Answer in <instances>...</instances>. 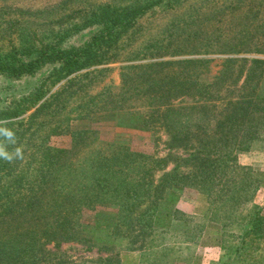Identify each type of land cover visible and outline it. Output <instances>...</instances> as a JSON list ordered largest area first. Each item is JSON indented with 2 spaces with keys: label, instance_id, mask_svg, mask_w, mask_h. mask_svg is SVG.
Wrapping results in <instances>:
<instances>
[{
  "label": "trees",
  "instance_id": "trees-1",
  "mask_svg": "<svg viewBox=\"0 0 264 264\" xmlns=\"http://www.w3.org/2000/svg\"><path fill=\"white\" fill-rule=\"evenodd\" d=\"M6 1L0 4V127L15 133V143L0 141L10 152L22 147L23 159H0V264H72L61 248L64 243L113 249L115 243H98L83 224L84 203L117 206L107 235L113 241L127 239L131 249L141 251V262L165 264L166 254L177 249L169 244L178 241L192 264H201L203 248L219 250L211 264L264 259V247L253 255L264 237V221L253 202L264 187V173L239 160L244 152H264V61L253 60L233 111L211 133L205 120L213 105L202 106L199 100L219 99L222 88L202 79L206 60L125 64L119 85L93 91L110 69L97 66L133 58L119 57L120 50L128 46L136 22L157 9L171 11L167 24L175 30L165 35V42L148 40L151 56L177 54L191 45L194 50L187 52H199V47L261 51L260 9L247 0H62L35 10ZM184 3V12L176 13ZM217 15L225 18L222 30L203 40L207 29L219 23ZM233 29L238 31L229 35ZM86 31L84 40H73ZM236 60H225L224 85ZM238 79L239 74L232 82ZM183 95L193 101L172 104ZM117 111L136 116L142 129H162L167 147L186 151V156L169 151L149 166L139 165L128 145L114 143L104 152L96 147V131L70 128L71 120ZM50 122L55 124L47 127ZM53 133L70 134L69 147L46 152ZM170 162L175 164L166 170ZM177 183L199 188L198 206L190 214L168 205ZM156 251L166 253L159 258ZM100 264L116 263L106 257Z\"/></svg>",
  "mask_w": 264,
  "mask_h": 264
},
{
  "label": "rangeland",
  "instance_id": "rangeland-1",
  "mask_svg": "<svg viewBox=\"0 0 264 264\" xmlns=\"http://www.w3.org/2000/svg\"><path fill=\"white\" fill-rule=\"evenodd\" d=\"M62 0H7V4H13L15 7L28 8L35 10L37 8H42L50 5L57 4ZM89 2H104L106 0H88ZM248 2L254 3L253 7L255 9H260V13L256 15L258 19L264 20V0H247ZM0 0V4H1ZM186 3L182 4L181 7L176 9V13L184 12ZM201 10V9H199ZM234 16L235 13L230 14ZM229 15V16H230ZM241 15V14H240ZM172 14L171 11L163 12L160 9L155 10L154 13H149L139 19L132 29L131 39L128 41V46L123 50H120L119 57L129 56L133 57L130 59H117L114 61H109L107 64L97 66L110 68L101 80L95 84L94 90L97 91L101 88L112 87L120 84V72L122 70V65L125 64H145L155 61H182L185 59H203L208 61L207 67L200 68L201 77L205 81L215 83L218 82V86L221 87L220 98L205 102L204 100H199L202 106L213 105L212 116L205 120V126L207 131L214 132L216 129V122L221 120V118L233 111L234 102L238 100L239 95L242 90L243 80L245 74H247L253 60L264 61V47L258 46L261 51L254 50H244L240 52L233 51L232 47L228 51H204V49H197L199 52H187L194 50L191 46H184L182 49H178L179 53L170 54V51L162 52L161 54H156L154 56L149 55L151 51H154L153 47L147 45L149 39L156 38L162 39L159 41L165 42L168 38L165 35L170 34L175 29L168 26ZM228 16V17H229ZM219 19V23L216 21ZM221 19H225L220 15L216 16L214 27L211 26L207 29L206 34L203 35V40L206 35H213L214 31L221 29ZM220 25V27H218ZM187 27L186 24L181 28ZM222 30V29H221ZM250 30H253L252 28ZM237 29L228 31L229 35L237 32ZM135 33V34H134ZM186 34L181 33V37ZM87 36V31L84 34H79L73 38L77 42L84 40ZM178 37V36H177ZM173 37V38H177ZM164 38V39H163ZM264 40L263 37L260 38ZM178 41V40H177ZM253 43H258L259 40L252 39ZM147 45V46H145ZM174 47V46H173ZM251 48V49H252ZM137 54V55H136ZM136 55V56H135ZM237 59L232 62L233 76L232 78H227V82L221 78V72L224 70L226 59ZM256 65V64H255ZM264 68V64L261 66ZM239 74V81L232 82V79ZM221 78V79H220ZM2 81V80H1ZM20 83V81H18ZM63 83V81H62ZM61 84H57L49 92L54 91ZM260 87L264 89V72L260 79ZM47 94V96L49 95ZM223 97V98H222ZM192 96H180L173 99L171 102L173 105H181L192 102ZM234 103V104H233ZM33 110V109H32ZM30 110L28 113H30ZM55 122H50L48 126L54 125ZM46 127V128H47ZM70 128L72 130L77 129H90L96 131L97 141L96 147L104 152H108L112 149L114 143H124L129 146L132 155V160L139 164L149 166L151 161L156 157H161L167 152L171 151L175 154L181 156H186V151L183 150H172L167 147V135L163 133L162 129H157V132L147 131L140 127V123L136 116L133 114H128L124 111L117 112H106L93 114L91 117L74 119L70 122ZM70 134L59 133L50 134L48 140L45 143V151L56 153L62 148H67L70 145ZM264 145V144H263ZM239 160L241 163L248 166H252L256 171L264 173V152L262 153H247L244 152L240 155ZM175 163H169L166 170L171 168ZM163 171H158L155 173V179L162 175ZM199 198V188L190 184L177 183L176 186L170 191L168 196V205L176 206V208L181 211L190 214L195 211L198 206ZM256 208L259 210L260 218L264 221V187L259 188L254 196L253 200ZM167 205V204H166ZM165 204L161 205V208L167 209ZM117 210L116 205L112 204H97V203H84L83 205V215L82 222L90 232V235L96 239L98 243L108 245L110 243H115L113 249H102L97 251L95 248L91 250H85L84 246L76 243H64L61 248L66 251L68 258L71 260L72 264H100V260L109 257L116 264H150L149 259L147 261L141 262L143 255L141 256V251L137 249H131L132 245L124 240H115L108 237L109 226L112 223V219ZM212 228V226H211ZM171 243V242H168ZM170 246L177 247L176 250L168 252L165 256V264H192V261L187 256V251H185L184 244L180 241L169 244ZM191 246V244H188ZM131 246V247H130ZM264 247V237L259 240L258 249L253 255L261 254V248ZM191 248V247H190ZM160 249V248H158ZM166 249V248H165ZM190 251V250H188ZM166 252L161 253V251H156V255H164ZM220 252L216 248H203L199 249V255L202 258L201 264H211L212 261H216ZM150 255V254H149ZM263 256V255H260ZM147 257V255H144ZM164 257V256H163ZM158 259V258H157ZM210 261V263H208ZM255 264H264V259L257 261Z\"/></svg>",
  "mask_w": 264,
  "mask_h": 264
},
{
  "label": "clouds",
  "instance_id": "clouds-1",
  "mask_svg": "<svg viewBox=\"0 0 264 264\" xmlns=\"http://www.w3.org/2000/svg\"><path fill=\"white\" fill-rule=\"evenodd\" d=\"M10 122V121H9ZM4 123L0 121V124ZM0 137L4 138V141L9 143H15V133L6 127H0ZM0 159H4L8 163H12L15 160H22L23 159V149L22 147L18 146L14 149V151H8L6 145L3 141H0Z\"/></svg>",
  "mask_w": 264,
  "mask_h": 264
}]
</instances>
